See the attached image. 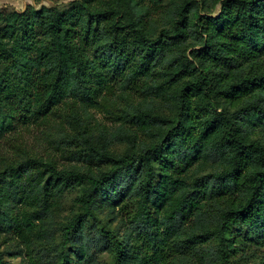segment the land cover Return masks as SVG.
<instances>
[{"label": "trees", "instance_id": "obj_1", "mask_svg": "<svg viewBox=\"0 0 264 264\" xmlns=\"http://www.w3.org/2000/svg\"><path fill=\"white\" fill-rule=\"evenodd\" d=\"M35 128L83 165L33 154L19 137ZM251 243L264 249V0L0 8V264H232Z\"/></svg>", "mask_w": 264, "mask_h": 264}, {"label": "rangeland", "instance_id": "obj_2", "mask_svg": "<svg viewBox=\"0 0 264 264\" xmlns=\"http://www.w3.org/2000/svg\"><path fill=\"white\" fill-rule=\"evenodd\" d=\"M72 0H40L36 2L34 0H0V8L13 9L16 11H23L29 6L39 8L41 6H56L63 7L67 5ZM165 4H168V0H163ZM213 4L212 3V7ZM214 12L218 11V6L216 5L213 8ZM90 125L92 128L97 129L98 125L100 126H111L112 119L108 116L105 110L103 111H92L90 116ZM21 136L19 137V141L23 146H25L28 150H31L33 154L41 157H51L57 158V162L59 165L70 166L74 164H79L80 166L83 163L76 162L75 160H71V154L68 152L61 153L60 148H55V145H50L44 139L43 134L40 132V129H31V130H23L21 131ZM4 142V141H3ZM13 142V141H12ZM12 146V143L8 142V139L3 143V150H8ZM113 148L116 152L122 153L125 148V144L120 142L113 145ZM78 195V189L68 192L63 200V210L61 217L69 216L74 210V199ZM262 258H264V249L259 248L254 244H248L242 247L240 253H238L235 257V261L232 264H264L262 262ZM99 264H109V257L105 254H100L98 257ZM14 264H22V261L19 259L14 260Z\"/></svg>", "mask_w": 264, "mask_h": 264}]
</instances>
